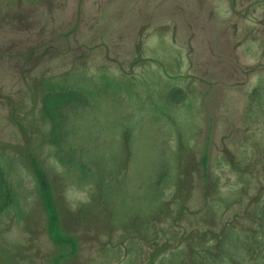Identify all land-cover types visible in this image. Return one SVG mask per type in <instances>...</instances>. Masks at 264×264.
<instances>
[{
  "label": "rangeland",
  "instance_id": "obj_1",
  "mask_svg": "<svg viewBox=\"0 0 264 264\" xmlns=\"http://www.w3.org/2000/svg\"><path fill=\"white\" fill-rule=\"evenodd\" d=\"M0 167V264H264V0H0Z\"/></svg>",
  "mask_w": 264,
  "mask_h": 264
},
{
  "label": "trees",
  "instance_id": "obj_2",
  "mask_svg": "<svg viewBox=\"0 0 264 264\" xmlns=\"http://www.w3.org/2000/svg\"><path fill=\"white\" fill-rule=\"evenodd\" d=\"M66 97L81 102L85 100V96L75 91H69L67 94H48L44 101V108L49 113L54 105L61 103ZM50 114V113H49ZM54 118V116H52ZM34 174L37 178L41 199L45 210L49 214V233L52 240L58 245L61 251L60 259L65 257L66 250L71 247L75 250L76 241L73 237L67 235L61 226V218L58 207L55 203L51 183L41 165L37 161H33ZM13 197L9 190L3 171L0 167V212L6 210L12 203Z\"/></svg>",
  "mask_w": 264,
  "mask_h": 264
}]
</instances>
